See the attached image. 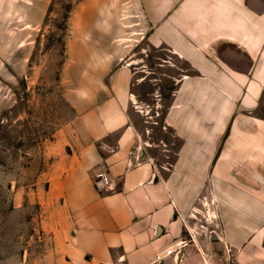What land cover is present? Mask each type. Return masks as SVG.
<instances>
[{
	"label": "crops",
	"instance_id": "obj_1",
	"mask_svg": "<svg viewBox=\"0 0 264 264\" xmlns=\"http://www.w3.org/2000/svg\"><path fill=\"white\" fill-rule=\"evenodd\" d=\"M49 2L0 0V54L28 46L22 32L43 22ZM134 3L142 36L190 70L175 77L162 116L178 139L170 160L157 161L160 143L131 116H146L132 88L145 74L135 77L121 26ZM76 9L67 50L98 56L79 63L93 72L67 95L73 114L31 187L51 263L264 264V0H80Z\"/></svg>",
	"mask_w": 264,
	"mask_h": 264
},
{
	"label": "rangeland",
	"instance_id": "obj_2",
	"mask_svg": "<svg viewBox=\"0 0 264 264\" xmlns=\"http://www.w3.org/2000/svg\"><path fill=\"white\" fill-rule=\"evenodd\" d=\"M49 1L43 22L22 32L28 36V46L19 48L18 53L0 54V264H52L51 237L39 226L43 209L31 197V187L44 176L52 160L49 147L73 114L67 95L78 87L84 73L93 72L80 68L79 63L98 56L79 54L76 43L70 52L66 47L69 39L77 41L78 23L70 16L80 12L76 9L80 0ZM92 3L87 14L93 13ZM132 6L123 12L128 21L121 26L133 39L125 41L133 54L135 77L145 74L132 88L146 116L133 110L131 116L145 137L160 143L151 149L157 161L170 160L178 139L162 116L175 77L183 69L190 70L185 60L142 36L141 9L137 3ZM2 19L0 16V23ZM83 25L89 29L93 23ZM159 147L169 148L168 156Z\"/></svg>",
	"mask_w": 264,
	"mask_h": 264
},
{
	"label": "built area",
	"instance_id": "obj_3",
	"mask_svg": "<svg viewBox=\"0 0 264 264\" xmlns=\"http://www.w3.org/2000/svg\"><path fill=\"white\" fill-rule=\"evenodd\" d=\"M96 176L98 178L96 180L97 186L99 188L107 189L109 187V181H110V176H109L108 172L106 170H100V171H98L96 173ZM182 243H183V240L177 241L176 242L177 247L170 246V247L166 248L164 254L163 253H157L156 259L159 260L164 255H169V254H174L175 255V253H177V251H179ZM226 264H234V263L233 262H229V263H226Z\"/></svg>",
	"mask_w": 264,
	"mask_h": 264
},
{
	"label": "water",
	"instance_id": "obj_4",
	"mask_svg": "<svg viewBox=\"0 0 264 264\" xmlns=\"http://www.w3.org/2000/svg\"><path fill=\"white\" fill-rule=\"evenodd\" d=\"M212 234H213V231H212V233H211V239H216V237H212Z\"/></svg>",
	"mask_w": 264,
	"mask_h": 264
}]
</instances>
